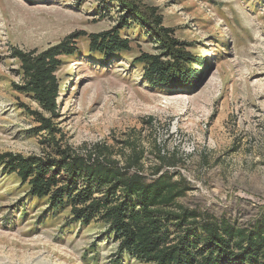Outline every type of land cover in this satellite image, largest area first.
I'll use <instances>...</instances> for the list:
<instances>
[{
	"label": "rangeland",
	"instance_id": "374dc122",
	"mask_svg": "<svg viewBox=\"0 0 264 264\" xmlns=\"http://www.w3.org/2000/svg\"><path fill=\"white\" fill-rule=\"evenodd\" d=\"M104 33L127 46L99 50L93 36ZM67 39L74 53L60 57L52 114L19 89L14 55ZM145 56L164 79L148 80ZM127 142L145 151L147 178L159 151L174 163L163 171L190 187L176 207L203 222L264 223V0H0V155L59 160V150L86 156L99 144L123 165ZM30 191L0 163V264H149L105 223H77L71 206Z\"/></svg>",
	"mask_w": 264,
	"mask_h": 264
},
{
	"label": "trees",
	"instance_id": "16d2710c",
	"mask_svg": "<svg viewBox=\"0 0 264 264\" xmlns=\"http://www.w3.org/2000/svg\"><path fill=\"white\" fill-rule=\"evenodd\" d=\"M128 20L124 16L122 23L128 25ZM93 37L97 48L106 53H117L128 44L118 34ZM68 41L41 53L18 50L14 55L26 83L19 89L33 94L43 110L52 114L59 98L60 57L74 53ZM158 41L165 49L177 45L174 40ZM176 57L187 60L185 55ZM139 62L145 64V76L153 84L167 74L153 57L145 56ZM45 128L54 130L49 125ZM125 148L129 153L123 155V165L113 159L107 146L99 144L86 156L65 150L58 151L59 160L5 154L0 155V163L28 183L35 198L50 199L54 208L71 206L77 223H105L121 250L137 260L149 264H264V223L244 229L227 221L203 222L204 215L175 206L190 187L186 180L175 181L174 173L163 171L174 163L159 151L160 165L153 171L157 177L150 179L143 175V148L132 142ZM98 193L101 197H96ZM172 226L179 233L174 239Z\"/></svg>",
	"mask_w": 264,
	"mask_h": 264
}]
</instances>
